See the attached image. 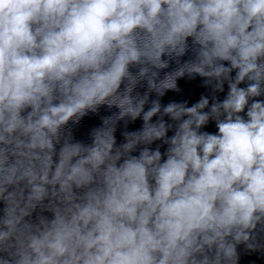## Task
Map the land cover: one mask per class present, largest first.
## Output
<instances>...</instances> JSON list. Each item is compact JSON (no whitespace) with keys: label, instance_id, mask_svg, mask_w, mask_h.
Returning <instances> with one entry per match:
<instances>
[{"label":"clouds","instance_id":"9594fccd","mask_svg":"<svg viewBox=\"0 0 264 264\" xmlns=\"http://www.w3.org/2000/svg\"><path fill=\"white\" fill-rule=\"evenodd\" d=\"M0 205V264L264 255V0H0Z\"/></svg>","mask_w":264,"mask_h":264},{"label":"water","instance_id":"95a60500","mask_svg":"<svg viewBox=\"0 0 264 264\" xmlns=\"http://www.w3.org/2000/svg\"><path fill=\"white\" fill-rule=\"evenodd\" d=\"M180 86L182 87L183 91L180 94H176L173 92H169L163 99L164 103H167L170 100H187L189 104L191 105L192 103H195L198 101L200 95L202 93L206 92V89L201 87V81L200 78H197L195 82H189L186 83L184 80L179 81ZM227 92V85H225V91L224 93H219V98L223 100L225 94ZM98 120L96 118L91 117V118H85L79 128L76 130V137L78 139H82L87 141L88 139V131L90 127L93 125L97 124ZM140 126V121L138 120L135 124L131 125L130 128L133 130L138 128ZM205 130L209 132H216L217 129L215 128L214 124H210ZM171 135V133H169ZM117 139L118 142L122 139L119 135V132L117 133ZM153 148L155 145L152 146ZM166 147V146H165ZM161 151H164V147L161 148ZM240 264H264V255H261L260 253H255V254H246L241 250V260Z\"/></svg>","mask_w":264,"mask_h":264}]
</instances>
